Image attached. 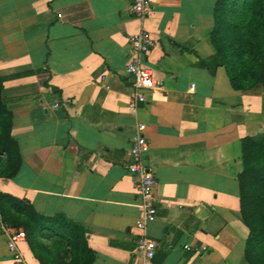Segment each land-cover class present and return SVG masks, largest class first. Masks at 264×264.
<instances>
[{"label":"crops","instance_id":"crops-1","mask_svg":"<svg viewBox=\"0 0 264 264\" xmlns=\"http://www.w3.org/2000/svg\"><path fill=\"white\" fill-rule=\"evenodd\" d=\"M130 2L0 0L1 95L21 157L0 194L83 227L92 264H248L237 177L241 140L264 132V87L234 91L222 67L209 70L216 0H151L143 21ZM140 31L155 41L142 64L163 87L132 115L126 67ZM138 123L155 179L149 261L136 249L142 212L127 170ZM7 242L0 233V264H39L24 239L20 263Z\"/></svg>","mask_w":264,"mask_h":264},{"label":"trees","instance_id":"trees-1","mask_svg":"<svg viewBox=\"0 0 264 264\" xmlns=\"http://www.w3.org/2000/svg\"><path fill=\"white\" fill-rule=\"evenodd\" d=\"M210 43L213 68L222 67L234 91L264 87V0H216ZM0 76V179H12L21 157L11 136L12 115L2 99ZM239 211L248 229L244 256L264 264V132L241 140ZM0 219L22 231L39 264H92L83 227L62 215L43 216L30 204L0 194Z\"/></svg>","mask_w":264,"mask_h":264},{"label":"built area","instance_id":"built-area-1","mask_svg":"<svg viewBox=\"0 0 264 264\" xmlns=\"http://www.w3.org/2000/svg\"><path fill=\"white\" fill-rule=\"evenodd\" d=\"M151 9V0H131L130 2V12L139 20H145L150 15ZM129 43L134 53V60L126 67V73L132 78V94L128 102V111L132 115H136L138 107L146 102L145 92L162 89L163 82L155 78L152 69L142 64L144 56L155 45V41L151 39L149 34L146 31H140L129 38ZM102 80L104 81V78ZM193 90L194 87L191 86L190 91ZM57 107L58 105H55V108ZM145 132L146 125L138 123L132 145L127 153L129 158L127 170L135 178L133 187L138 196L142 212V218L136 224V229L140 231V235L136 240V249L142 254L145 261H149L154 258L157 243L146 235L145 230L146 226L156 219L157 210L155 207L153 170L147 167L144 162V157L149 151ZM0 233L7 237V248L14 261L17 263L22 262V256L16 245L24 239L22 231L6 226L0 219ZM183 249L189 250V246L185 245ZM202 250L205 251L206 248L202 247Z\"/></svg>","mask_w":264,"mask_h":264},{"label":"rangeland","instance_id":"rangeland-1","mask_svg":"<svg viewBox=\"0 0 264 264\" xmlns=\"http://www.w3.org/2000/svg\"><path fill=\"white\" fill-rule=\"evenodd\" d=\"M147 18H148V17H147ZM147 18H146V19H147ZM209 61H210V63H211L212 59L210 58ZM208 63H209V62H208ZM208 68H209V70H211V71H212V69H214V68L211 66V64L208 66ZM260 87H261V86L256 87V88H257V89H256L257 91H255L254 94H256V95H260L261 93H263V96H264V91H262V92L260 93Z\"/></svg>","mask_w":264,"mask_h":264}]
</instances>
